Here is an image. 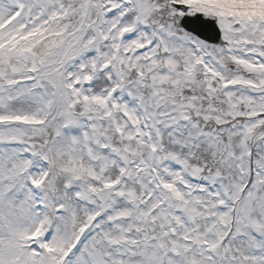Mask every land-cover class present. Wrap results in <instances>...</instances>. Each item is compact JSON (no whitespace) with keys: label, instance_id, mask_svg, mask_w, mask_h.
Returning <instances> with one entry per match:
<instances>
[{"label":"snow or ice","instance_id":"1","mask_svg":"<svg viewBox=\"0 0 264 264\" xmlns=\"http://www.w3.org/2000/svg\"><path fill=\"white\" fill-rule=\"evenodd\" d=\"M0 264H264V0H0Z\"/></svg>","mask_w":264,"mask_h":264}]
</instances>
